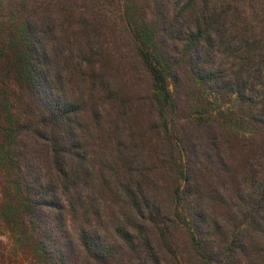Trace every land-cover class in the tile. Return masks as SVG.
<instances>
[{
	"label": "trees",
	"instance_id": "trees-1",
	"mask_svg": "<svg viewBox=\"0 0 264 264\" xmlns=\"http://www.w3.org/2000/svg\"><path fill=\"white\" fill-rule=\"evenodd\" d=\"M114 61L148 92L132 99ZM201 87L236 96L264 139V0H0V221L19 250L35 264H264V164L246 152L257 169L238 175L240 135L207 110L180 116Z\"/></svg>",
	"mask_w": 264,
	"mask_h": 264
},
{
	"label": "rangeland",
	"instance_id": "rangeland-1",
	"mask_svg": "<svg viewBox=\"0 0 264 264\" xmlns=\"http://www.w3.org/2000/svg\"><path fill=\"white\" fill-rule=\"evenodd\" d=\"M109 15V14H107ZM114 18L119 21L120 14L118 10H115L114 13ZM108 17V16H107ZM256 23V21H255ZM108 25V24H107ZM118 41V42H117ZM117 41H115V45L113 46V57L114 60H116L118 54H127V52L130 51L132 48L130 45L127 44L126 38H122L121 41L117 38ZM116 64H118L120 67L116 68ZM124 64L121 65L118 62L114 61V63H111L110 69H112L115 72H120L114 73V76L117 78H125L123 82H127L129 84L128 90L132 96V99H135L136 97L139 96V93L144 91H147L149 89V81L144 78L143 76H139L138 78L140 79L139 81L130 79L129 75H127V72L129 70L128 66H125L123 68ZM127 68V69H125ZM136 76V72L133 71L132 75ZM91 77L89 76V79ZM73 84L76 85L75 88L72 89V91L76 92V88L79 87L81 81L78 78L77 74L74 73L73 77ZM73 87V85H72ZM69 90V89H68ZM148 92V91H147ZM140 93V94H142ZM95 100L89 103V107L92 106ZM115 106V105H114ZM114 106L108 105V113L109 118L112 120L115 117V110L113 109ZM198 106V107H197ZM198 108L201 111H209L214 115V117L218 118L222 122L226 123V125L229 127L230 130L233 131L234 134L240 135V140L241 142L238 143L239 147L242 148L243 152H240L239 156H236V160H233V170L238 174V175H245L246 172H250V168L254 167L253 162V157H247L245 154L246 152H251L253 153L254 151L256 152L258 150L259 153H257V159L260 160L256 164H264V157L263 155V149L259 150L258 146H263L264 147V139H257L254 141V136L259 135L258 127H256L250 118L247 117L245 114L242 105L240 104V101L237 99L236 96L233 97H228L222 94H217L213 93L207 88L201 87V90L198 93H190L189 98L185 101L182 102V106L180 109V116H186L188 115L189 111L190 112H196L195 110H198ZM91 110V108H88ZM189 109V111H187ZM106 114V115H107ZM107 116V117H108ZM179 117V115H176ZM145 118V119H144ZM177 118V117H176ZM117 120V118H116ZM115 120V121H116ZM177 122H179V118L175 119ZM140 124H145L146 123V117H141L139 119ZM129 127V126H128ZM139 129V128H138ZM200 131H197V136H200ZM151 136V135H150ZM202 136V133H201ZM156 137V135H155ZM151 136L152 140L155 138ZM195 138V137H194ZM233 140V139H232ZM154 142V140L152 141ZM156 142V141H155ZM245 144V145H243ZM244 148V149H243ZM252 156V155H251ZM245 166V168H244ZM257 169V168H256ZM208 172H204L203 178L206 180L210 186L212 184H216L215 178ZM250 175V173H249ZM248 175V176H249ZM246 188V187H244ZM247 189V188H246ZM166 192V191H165ZM164 192V193H165ZM234 196V194H230L229 197ZM1 190H0V201H1ZM228 197V198H229ZM227 198V199H228ZM230 199V198H229ZM235 201V199H233ZM233 200H229V203H231ZM232 207H229L224 204L223 200H220V202H215V205L213 206V213L215 214H222L224 216L229 215L231 212ZM0 264H35L34 260H32L30 257L25 256L20 250L19 247H17V243L15 238L11 235V233L8 232V230L5 228L3 223L0 221Z\"/></svg>",
	"mask_w": 264,
	"mask_h": 264
}]
</instances>
